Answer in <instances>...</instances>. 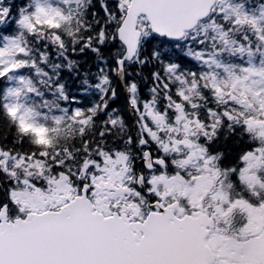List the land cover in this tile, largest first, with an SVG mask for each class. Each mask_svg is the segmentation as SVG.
<instances>
[{"label": "snow or ice", "instance_id": "6c2138e0", "mask_svg": "<svg viewBox=\"0 0 264 264\" xmlns=\"http://www.w3.org/2000/svg\"><path fill=\"white\" fill-rule=\"evenodd\" d=\"M247 3L86 0L69 33L53 0H0V111L21 135L47 129L20 111L19 97L31 94L55 123L80 131L75 157L50 141L0 146V264H264V140L249 137L235 163L216 147L224 125L240 136L264 127V87L248 83L264 84V68L230 72L209 51H222L213 39L237 43L232 30L244 25L264 44V4L256 15ZM206 23L213 38L193 35ZM236 51L252 54L247 34ZM125 113L135 134L115 132ZM236 213L243 223L229 232ZM41 232L81 243L29 251Z\"/></svg>", "mask_w": 264, "mask_h": 264}, {"label": "trees", "instance_id": "16d2710c", "mask_svg": "<svg viewBox=\"0 0 264 264\" xmlns=\"http://www.w3.org/2000/svg\"><path fill=\"white\" fill-rule=\"evenodd\" d=\"M53 3L57 4L58 7L62 8L64 11V19L57 21L61 24L62 30L72 33L76 31V20L78 14L81 11V5H86V0H69L67 4L61 3L60 0H53ZM264 4V0H248L247 7L250 11L254 10V14L259 15L258 5ZM218 7L221 9V2ZM51 22V18H49ZM264 23V20L261 21ZM202 34L204 38L211 39L215 36L213 28L209 24L199 26L193 33V35ZM247 34L252 44V54L249 55L247 51L243 54L236 51V48L239 47L240 37ZM21 40L23 37L21 36ZM230 40H236L237 43H230L228 45L224 44L222 40L213 39L212 42L215 44L216 48L222 49V51H215V49H209L213 53L212 58L215 59L220 65H223L228 68L230 72L240 73L241 65H253L259 67L260 64L264 66V57L260 51H264V44H260L257 48V41L255 39L254 33L250 30L247 25L234 27ZM186 43L192 45L193 48H196L197 45L194 41L189 40ZM42 47V46H41ZM78 59V58H74ZM55 57L52 54L50 63L54 62ZM208 70V69H206ZM212 71H216L220 74L221 77L227 79L226 73L223 71V68H217L216 65L211 66ZM45 71H50V69L45 67ZM135 72V69H132ZM35 80L36 77H33ZM139 79V78H138ZM15 81H13V84ZM89 93L93 96L97 95L95 89H89ZM12 98H9L11 101ZM4 101H0L3 103ZM21 105L29 108L32 112L33 120L36 121L39 125H46L47 129H41L35 131L34 134L21 135L17 131V124L11 118L5 116L2 111H0V146L8 148L9 150L15 152L18 150H27L35 147L36 141L40 143L51 142L52 151H61L65 148L72 149L69 153L73 157L77 155L76 149L80 148L79 136L80 131L71 123H55L53 121V116L56 115L55 110L49 111L48 108L39 106L41 104L40 98L34 97L31 94L26 96L19 97L18 101ZM210 98L208 100H201V104L210 103ZM126 117L124 120L123 128L115 129L116 133L122 135L135 134L134 116L132 114L125 113ZM32 120V122H33ZM31 122V121H30ZM97 131V128L93 126L89 132V136H93ZM227 136V139H225ZM249 137L253 141L257 139L264 140V127H258L250 133H245L244 136L237 135L236 132L229 131L227 125H224L218 134L216 147L219 150H222L225 154L224 163H235L236 159L241 151L246 148L252 147V143L249 142ZM99 139V137H97ZM132 155L135 158L137 155L136 150L132 149ZM75 164V160H73ZM264 172V169H262ZM3 177L0 176V180ZM225 181H229L225 179ZM228 185V184H227ZM234 191V187H231ZM3 197V193H0V198Z\"/></svg>", "mask_w": 264, "mask_h": 264}, {"label": "water", "instance_id": "95a60500", "mask_svg": "<svg viewBox=\"0 0 264 264\" xmlns=\"http://www.w3.org/2000/svg\"><path fill=\"white\" fill-rule=\"evenodd\" d=\"M80 243L81 241L71 232L59 234L41 232L27 243V248L37 254H56L64 251H74Z\"/></svg>", "mask_w": 264, "mask_h": 264}, {"label": "rangeland", "instance_id": "374dc122", "mask_svg": "<svg viewBox=\"0 0 264 264\" xmlns=\"http://www.w3.org/2000/svg\"><path fill=\"white\" fill-rule=\"evenodd\" d=\"M226 2H227V0H224V2H221V6H222V8L225 7ZM260 53H261L262 56L264 57V51H262V52L260 51ZM258 68H264V66H263L262 64H260ZM248 83H249L252 87H256V88L264 87V84L253 83V81H251V80L248 81ZM23 111H24V108L22 109L21 112H23ZM66 187H67V186H66ZM176 188H177L178 191H181V194H183V193H182V190L180 189V186H179L178 184L176 185ZM55 195H56V193L53 192L49 198H50V199H51V198H54ZM64 195H69V193H68L67 191H65V192H64ZM61 198H62V197H61ZM228 231H229V232H234L235 230H232V231H231V229H230V230H228Z\"/></svg>", "mask_w": 264, "mask_h": 264}, {"label": "flooded vegetation", "instance_id": "af4514ba", "mask_svg": "<svg viewBox=\"0 0 264 264\" xmlns=\"http://www.w3.org/2000/svg\"><path fill=\"white\" fill-rule=\"evenodd\" d=\"M237 214H239V213H237ZM240 215V214H239ZM241 217H243L242 215H241ZM236 221H237V217H236Z\"/></svg>", "mask_w": 264, "mask_h": 264}]
</instances>
